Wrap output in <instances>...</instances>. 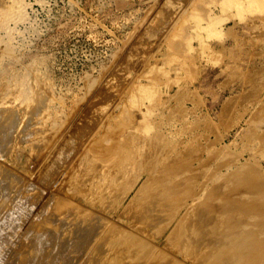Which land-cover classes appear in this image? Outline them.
I'll return each mask as SVG.
<instances>
[{
    "label": "rangeland",
    "instance_id": "1",
    "mask_svg": "<svg viewBox=\"0 0 264 264\" xmlns=\"http://www.w3.org/2000/svg\"><path fill=\"white\" fill-rule=\"evenodd\" d=\"M0 264H264V0H0Z\"/></svg>",
    "mask_w": 264,
    "mask_h": 264
},
{
    "label": "bare ground",
    "instance_id": "2",
    "mask_svg": "<svg viewBox=\"0 0 264 264\" xmlns=\"http://www.w3.org/2000/svg\"><path fill=\"white\" fill-rule=\"evenodd\" d=\"M258 174V173H257ZM253 179V178H252ZM263 219V218H262ZM263 223V222H262Z\"/></svg>",
    "mask_w": 264,
    "mask_h": 264
}]
</instances>
